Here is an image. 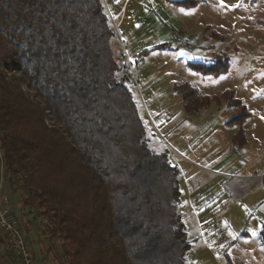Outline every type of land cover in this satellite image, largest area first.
Listing matches in <instances>:
<instances>
[{"label": "trees", "instance_id": "1", "mask_svg": "<svg viewBox=\"0 0 264 264\" xmlns=\"http://www.w3.org/2000/svg\"><path fill=\"white\" fill-rule=\"evenodd\" d=\"M112 40L101 0H0V182L44 218L56 264H185L179 170L149 147ZM218 59L192 66L217 75L228 68ZM176 89L189 114L209 103L188 83ZM226 93L242 106L229 123L243 144L249 112Z\"/></svg>", "mask_w": 264, "mask_h": 264}, {"label": "rangeland", "instance_id": "2", "mask_svg": "<svg viewBox=\"0 0 264 264\" xmlns=\"http://www.w3.org/2000/svg\"><path fill=\"white\" fill-rule=\"evenodd\" d=\"M101 3L149 147L166 152L179 170L177 209L190 241L185 264H264V0ZM213 57L228 58L227 70L203 75L192 66ZM184 83L198 90L202 105L209 98L195 114L185 111L177 92ZM226 92L249 112L243 144L231 143L238 126L230 116L242 106L225 105ZM0 193L35 264H56L62 252L51 247L47 254L44 218L22 208L23 193L5 181ZM65 199L88 210L71 190ZM12 256L0 228V264H11Z\"/></svg>", "mask_w": 264, "mask_h": 264}, {"label": "built area", "instance_id": "3", "mask_svg": "<svg viewBox=\"0 0 264 264\" xmlns=\"http://www.w3.org/2000/svg\"><path fill=\"white\" fill-rule=\"evenodd\" d=\"M0 198H3L1 193ZM0 228L6 234L13 251L14 258L11 264H34L18 221L14 217L9 216L8 207L3 200H0Z\"/></svg>", "mask_w": 264, "mask_h": 264}]
</instances>
